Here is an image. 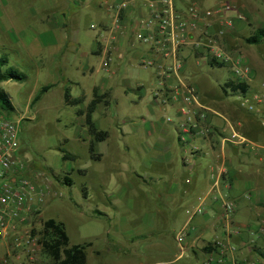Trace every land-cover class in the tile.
<instances>
[{"label":"rangeland","instance_id":"rangeland-1","mask_svg":"<svg viewBox=\"0 0 264 264\" xmlns=\"http://www.w3.org/2000/svg\"><path fill=\"white\" fill-rule=\"evenodd\" d=\"M187 2L208 10L227 5L228 12L213 15L210 23L237 40L252 35L255 23L264 25V0ZM97 4L99 0H0V59L7 61L2 69L20 77L1 82L0 88L14 107L10 117L21 118L18 156L46 193L40 222H62L69 246L91 242L86 264H204L190 250L178 257L175 237L190 206L176 207V197L159 199V153L181 152L174 127L177 108L152 104V92L163 88L161 78L153 67L131 58L146 44L129 35L133 47L125 44L112 52L108 67L102 66L107 57L91 52L99 18L105 15ZM220 36L222 41L224 34ZM248 47L264 56V39ZM189 49L184 48L189 55L185 72L199 95L209 92L238 104L237 97H226L222 90L232 78L229 68L210 66L206 59L196 63L190 57L194 48ZM95 85L109 93V105H98L92 115L96 127L107 132L102 143L88 135L84 117L76 114L92 100ZM44 86L50 89L33 102ZM66 88L83 102L67 105ZM159 135L165 138L162 152ZM91 141L99 160L91 157ZM63 153L76 159L62 160ZM41 224L35 222L36 229ZM4 249L0 258L7 254ZM49 262L38 255L35 264Z\"/></svg>","mask_w":264,"mask_h":264},{"label":"crops","instance_id":"crops-1","mask_svg":"<svg viewBox=\"0 0 264 264\" xmlns=\"http://www.w3.org/2000/svg\"><path fill=\"white\" fill-rule=\"evenodd\" d=\"M121 1L99 0L97 4L98 7L103 8L105 15L99 18L100 31L94 39L91 52L101 55L102 58L110 57L112 52H118L125 44H129L128 36L132 33L133 21L144 13V3L137 2L134 7L122 13L121 18L125 23L118 27L115 24L114 9ZM173 3L178 10L182 11L190 6L187 0H173ZM226 12L228 11L224 13ZM206 24V22H200L204 28H209ZM255 26V29L264 27L259 23H255ZM223 34L221 46L224 51L233 57L239 56L252 69L248 90L264 92V78H262L264 56L253 49L250 51L248 46L251 44L245 41V37L237 40L227 36L225 32ZM130 44L132 48L133 44ZM185 47L191 49L192 46L185 44L178 49L177 56L182 65L179 71L168 70L171 62L169 59L152 57L153 69L157 78H161L159 83L163 86L162 89L156 88L152 92L153 105L160 104L168 107L172 104L178 111L184 103L182 98H174L171 90L180 82L191 85L197 91L190 76L185 72L189 57L184 52ZM189 50L186 51L189 52ZM149 57L151 52L148 45L131 54V58L138 61L141 66ZM190 57L196 63L204 59L202 53L196 49L194 51L191 49ZM206 63L208 64L207 60ZM88 71L91 72L93 69L90 68ZM66 89L70 93V89ZM94 92L98 95L108 93L96 85L92 88L93 95ZM197 94L201 107H192L191 111L197 125L193 132L184 134L186 139L184 145L179 138V129L174 125L177 131L176 141L181 152L174 154L168 149L163 154L159 153V171L161 172L159 199L164 201L176 197V207L190 206L184 210L187 217L175 237L179 251L183 249L178 257L190 250L200 257L204 264H264V106L257 113H249L239 104L221 100L209 92L199 95L197 91ZM224 95L227 97V93ZM70 99L83 102V98H72L71 94ZM107 99L109 101V93ZM98 105L106 106L104 102ZM200 114H204L203 120ZM78 116L84 117V115ZM83 121L85 122V118ZM178 121H181L180 116ZM205 126H209L213 132L198 136V131ZM232 130L242 134L247 139V144H222L221 138ZM164 141L165 138L159 135L161 152L160 146ZM188 144L198 148L192 158L188 157ZM95 147L97 144H94V150ZM95 154L98 153L95 152ZM227 200L234 203L229 227L223 220L222 207L223 202ZM197 209L201 211L198 212ZM236 231H238L237 234Z\"/></svg>","mask_w":264,"mask_h":264},{"label":"built area","instance_id":"built-area-1","mask_svg":"<svg viewBox=\"0 0 264 264\" xmlns=\"http://www.w3.org/2000/svg\"><path fill=\"white\" fill-rule=\"evenodd\" d=\"M137 2L144 3V13L133 21L131 37L150 47L151 57L144 60L143 66L153 67L152 57L169 59V71H179L181 63L177 52L182 45H190L202 53L207 61L213 60L231 71V80L248 83L252 78V69L239 56L233 57L221 46L220 35L212 32L210 20L213 15H222L229 9L227 5L215 9H202L195 3L185 10H178L173 0H122L115 7V24L125 23L122 13L134 7ZM200 22H206L204 28ZM220 36V37H219ZM153 55V56H152ZM110 57L102 62L108 67ZM174 98H182L183 105L178 109L181 121L176 125L180 132V141L184 145V134L193 132L196 119L192 107H201L197 91L189 84L180 82L171 90ZM237 97L239 106L249 113H257L264 106V92L247 90ZM158 96V95H157ZM204 119V114H200ZM21 118L14 119L0 113V248L4 245L7 253L0 258V264H35L41 253L38 235L33 233L35 222L41 224V206L45 203L46 193L37 182V174L30 173L27 165L18 156V136ZM213 132L208 126L198 131V136ZM221 143L245 145L247 139L235 130L221 138ZM188 157H194L198 148L188 144ZM223 220L227 227L234 211L232 201L223 202ZM200 212V209H197ZM38 230V229H36ZM183 231L180 232V236ZM236 234L238 231L235 232ZM183 252V249L180 250Z\"/></svg>","mask_w":264,"mask_h":264},{"label":"trees","instance_id":"trees-1","mask_svg":"<svg viewBox=\"0 0 264 264\" xmlns=\"http://www.w3.org/2000/svg\"><path fill=\"white\" fill-rule=\"evenodd\" d=\"M264 39V27L257 28L252 35L245 38L248 44H259ZM6 60L0 59V83L13 79H20L15 72L11 69L3 70L2 67L6 64ZM208 64L210 66L222 67V65L215 63L213 60H209ZM50 89V86H44L40 91L34 96L33 102L40 99V96ZM223 92L226 94V89L235 94L244 93L249 89L248 83L242 82L238 83L233 80L225 83L222 88ZM65 101L67 105L74 106L81 102V100L70 99V93L68 89L64 93ZM108 93L101 95L94 92L92 100L88 103L85 110H78V115H84L85 125L87 131L92 139L96 142L104 141L107 138V132L99 130L92 119V114L94 113L97 104L104 102L107 106L109 101L107 99ZM14 112V107L10 101V98L2 91L0 88V113L9 116ZM89 152L94 160H98L100 155L95 154L93 141L89 143ZM62 160H75L76 156L72 154L63 153ZM66 184H70L68 178L64 179ZM84 189V188H83ZM33 233L38 235V244L41 246V256L47 257L50 262L47 264H86V247L91 245V242L84 244H76L69 246V237L66 233L65 225L53 218L44 220L41 224L40 229H33Z\"/></svg>","mask_w":264,"mask_h":264}]
</instances>
